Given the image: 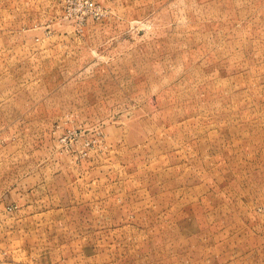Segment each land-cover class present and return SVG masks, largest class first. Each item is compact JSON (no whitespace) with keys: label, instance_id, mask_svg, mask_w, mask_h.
I'll use <instances>...</instances> for the list:
<instances>
[{"label":"rangeland","instance_id":"374dc122","mask_svg":"<svg viewBox=\"0 0 264 264\" xmlns=\"http://www.w3.org/2000/svg\"><path fill=\"white\" fill-rule=\"evenodd\" d=\"M92 1L0 0V264H264V0Z\"/></svg>","mask_w":264,"mask_h":264},{"label":"crops","instance_id":"0c3cea01","mask_svg":"<svg viewBox=\"0 0 264 264\" xmlns=\"http://www.w3.org/2000/svg\"><path fill=\"white\" fill-rule=\"evenodd\" d=\"M3 203L0 202V216H2L3 212L5 211V207L3 208ZM12 218H6L5 220L0 221V258L2 260H5L6 263H9L7 260L14 257V254L5 246L7 245L12 246L13 240H12V234H15L14 226H13ZM5 246V247H4ZM3 264V261H2Z\"/></svg>","mask_w":264,"mask_h":264},{"label":"built area","instance_id":"2783aa9c","mask_svg":"<svg viewBox=\"0 0 264 264\" xmlns=\"http://www.w3.org/2000/svg\"><path fill=\"white\" fill-rule=\"evenodd\" d=\"M79 2L86 8V10L99 12L100 6L96 5L92 0H79Z\"/></svg>","mask_w":264,"mask_h":264}]
</instances>
